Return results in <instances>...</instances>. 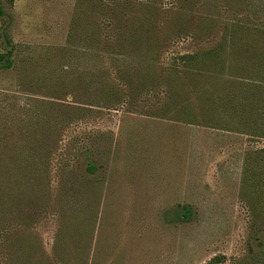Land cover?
Segmentation results:
<instances>
[{"label":"rangeland","instance_id":"374dc122","mask_svg":"<svg viewBox=\"0 0 264 264\" xmlns=\"http://www.w3.org/2000/svg\"><path fill=\"white\" fill-rule=\"evenodd\" d=\"M155 1L3 2L0 264H262L264 31Z\"/></svg>","mask_w":264,"mask_h":264},{"label":"trees","instance_id":"16d2710c","mask_svg":"<svg viewBox=\"0 0 264 264\" xmlns=\"http://www.w3.org/2000/svg\"><path fill=\"white\" fill-rule=\"evenodd\" d=\"M4 1L9 2L10 4L14 3V0H0V16L4 15V6H3ZM195 1L196 0H160L158 4L163 6V10L165 8L166 11L182 12V11L190 10L189 8L191 7V4H193ZM144 2H146L143 4L144 8L152 9L150 17L148 18L150 24L148 28V33H150L152 30L151 22L160 13V10L157 8V5L155 6V4H157L158 1L144 0ZM203 5L205 6L207 12L212 11V15H215L218 12L220 14L222 12H227V13H232V11L235 12L236 14V15L234 14L235 19L229 18V20H233L236 22L233 25L231 24L233 27L250 26V28L257 27L258 29L260 28L259 30L264 31V28L260 24L261 21H264V0H204ZM132 24H133V29L131 31L132 34H136V33L146 34V30L141 29L138 26V20L134 19ZM188 34H189L188 31L184 28L177 31V35H179L181 38H183ZM132 39L136 40L137 38L132 37ZM215 50L218 51L221 49H216L215 47ZM197 58H198V54H185V55H180L179 57L181 61L188 64L196 62ZM8 61H9L8 55L0 53V62H4L5 63L4 65H6ZM191 211H192L191 207L187 205L185 207L184 218L188 219L190 217ZM256 238L259 237L257 236ZM259 242H260L259 245L264 249V239L263 240L259 239ZM250 251L253 254L255 253L253 248H250ZM255 258L257 259L258 262L264 264L263 255L262 258L261 257L259 258L258 256H255ZM219 259L220 258L218 257L215 258L214 262L218 261Z\"/></svg>","mask_w":264,"mask_h":264}]
</instances>
